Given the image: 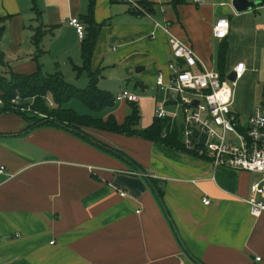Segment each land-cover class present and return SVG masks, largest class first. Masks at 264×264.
<instances>
[{
    "label": "crops",
    "instance_id": "0c3cea01",
    "mask_svg": "<svg viewBox=\"0 0 264 264\" xmlns=\"http://www.w3.org/2000/svg\"><path fill=\"white\" fill-rule=\"evenodd\" d=\"M124 1L93 0L95 22L121 17L129 31L146 38L157 27L149 16L164 19L162 7L178 6L177 18L168 22L169 31L191 46L203 64L211 63L227 75L243 62L240 80L248 70L261 69L264 74V21H258L264 5L236 12L231 0H193L195 7L181 5L184 0L176 5L171 0H134L150 6L147 15L136 14ZM89 3L40 0L38 14L29 10L27 1L23 5L21 0H0V14L6 17L0 38V77L8 78L10 72L31 74L38 67L42 72L59 71L57 58L71 47L62 37H57V43H47L54 36L50 30L55 27L57 35L70 34L81 45L82 38L68 20L77 17L85 35L82 16ZM221 16L228 18L230 30L225 39L216 40L212 27ZM39 27L45 31L44 52L35 59L31 37ZM106 27H100L94 58L116 33H106ZM161 29L166 34L160 31L158 40L148 43L157 68L166 74L165 62L172 55L169 34ZM251 33L258 40L247 52V64L232 53L234 44ZM116 40L113 37L108 43ZM111 50L115 52L116 47L111 45ZM219 51L223 52L220 58ZM47 56L54 65L43 70ZM77 66L73 69L80 74ZM97 69L101 73L104 68L92 71ZM171 102L168 108L178 114ZM260 102L263 100L252 105L243 119L241 110L233 111L244 121ZM234 103L235 99L232 106ZM1 107L0 98V134H17L27 126L20 116L1 111ZM176 116L166 118V132L179 138ZM180 125L183 128V121ZM87 132L122 151L141 168L62 128L41 126L26 134L0 135V264H197L191 256L204 264H264V212L253 216L248 202L252 197L261 199L252 193L253 185L263 184L259 173L213 167L209 156L159 141L91 128ZM136 138L139 141L133 150L119 142ZM184 138L179 140L183 143ZM203 197L209 204H203Z\"/></svg>",
    "mask_w": 264,
    "mask_h": 264
},
{
    "label": "built area",
    "instance_id": "2783aa9c",
    "mask_svg": "<svg viewBox=\"0 0 264 264\" xmlns=\"http://www.w3.org/2000/svg\"><path fill=\"white\" fill-rule=\"evenodd\" d=\"M202 2L203 0H194ZM133 11L148 14L138 2L127 0ZM68 23L73 26L80 38L84 36L83 24L77 17ZM162 27L169 34L172 59L167 66V73L159 71L156 78L157 88L164 94L158 100L154 113L157 118H173L177 112L168 107L174 101L176 109L181 107L184 123V146L200 156H209L213 167L225 166L232 169L257 172L262 176L263 184L252 186L253 195L260 196L248 200L250 212L258 216L264 212V100L254 108L246 120H242L232 109L234 88L237 80L245 70L243 62L233 68L235 79H227L226 74L216 67L206 68L197 57L191 46L172 35L167 26ZM230 30L227 17L216 19L212 27V37L223 40ZM176 97L168 98L170 95ZM185 95L181 97V95ZM116 101L135 102L138 97L128 89H123L114 96ZM13 103L16 100H12ZM52 105V102H48ZM17 106V105H16ZM24 110L23 107L20 108ZM197 128L206 135L203 145L192 135V128ZM3 167H0L2 172ZM125 196V192H120ZM207 197L202 198L203 204H209ZM52 243V242H51ZM257 257L255 260H259Z\"/></svg>",
    "mask_w": 264,
    "mask_h": 264
},
{
    "label": "rangeland",
    "instance_id": "374dc122",
    "mask_svg": "<svg viewBox=\"0 0 264 264\" xmlns=\"http://www.w3.org/2000/svg\"><path fill=\"white\" fill-rule=\"evenodd\" d=\"M29 4V10L37 11L38 6H40V0H21V4L25 5ZM134 1V0H130ZM207 3L211 2V0H206ZM38 3V6H37ZM129 6L128 2H123ZM192 6L196 5L193 3V0H184V3L181 5ZM145 12L150 14L151 8L148 6H143L139 4ZM126 6V5H125ZM180 8V7H179ZM178 6H166L162 7V11L164 13V19L158 20L153 16H149L152 21L153 26L155 27V22L160 25L168 26V22L173 23L179 14ZM48 9V6L45 7V10ZM190 15V14H188ZM41 21V19L39 20ZM259 22L264 21V14L261 15L258 19ZM102 26L106 27V33L108 31H112L114 33L110 38L107 39V48L101 47L99 53L96 54V57H92L90 62V70H95L98 66L104 68L99 75L97 88L100 90L109 92L112 96L116 95L123 89H128L135 93L138 97V100L134 103H129L127 101L118 102L113 101L112 107H106L100 110L99 112L93 113L96 117H100L102 119H107L110 115L113 118L121 123L124 121L127 115H130L132 112V106H136L138 109V113L140 116L139 122L137 124V129H144L150 126L152 123L155 113V105L158 100H162L164 98V94L157 90L156 88V78L159 73V68H157L156 63L153 61L154 51L150 47L148 42L158 40L159 32L163 31L160 26H157L156 29L150 30L148 36L146 38H140L139 33L135 30L129 31L127 26L121 17L112 18L109 21L103 20L98 23ZM159 27V28H158ZM252 31L254 29L253 24L251 23ZM53 28L54 36L47 41L49 44H53L56 42L57 37L66 38L69 43L71 49L64 52L62 55L59 54L57 58L56 68L61 71L62 76L65 81L69 82L76 88L82 89L87 88L89 85L88 73L85 70H82L80 74L76 73L73 69V65H82L81 56H80V43H76L70 34H62L63 36L57 35V29ZM169 29V28H168ZM262 27L257 26V30H261ZM164 32V31H163ZM261 32V31H260ZM117 33H121V36ZM165 33V32H164ZM170 33L174 35L171 30ZM152 34V37H151ZM166 34V33H165ZM175 36V35H174ZM118 38L113 44L116 47L115 52L111 50V45L108 43L111 38ZM178 37V36H176ZM140 38V39H139ZM179 38V37H178ZM182 40L181 38H179ZM58 40V39H57ZM258 37L255 33H251L250 36H246L245 40L240 44H234V50L232 53V57H239L243 61L248 64L247 52L252 50L253 47L257 44ZM169 41V37H168ZM59 42V41H58ZM57 43V42H56ZM55 44V43H54ZM170 46V44H169ZM231 47V46H230ZM232 48V47H231ZM243 49V50H242ZM171 52V48L169 47V53ZM171 54V53H170ZM51 57L47 56L44 58L43 70H47L49 65H54L51 62ZM169 63V59L165 62V67L167 68ZM206 68L213 67L211 63L205 64ZM137 68H140L137 71ZM161 71H163L161 69ZM264 74L262 70L257 72H252L248 70L245 76L240 80L238 79L234 88V99L235 103L232 106V109L241 110V118L246 117V113L252 105L257 104L260 100H264V91L262 92V85L264 83ZM153 88V90H151ZM264 90V89H263ZM185 95H181L183 97ZM176 97L175 95H170L168 98ZM253 98V99H252ZM16 100L15 103L12 100ZM11 104L13 106H23L25 112H31L30 105L33 103V97L31 98H23L20 95L13 96L11 99ZM261 102L258 104L260 105ZM68 107H72L79 114H91L92 112L80 101L76 99H72L66 105ZM257 107V106H256ZM178 114H176L177 122H179V138H183V128L180 125V122L183 121L181 107L178 106ZM42 116V115H41ZM88 131V129H86ZM84 131V130H83ZM85 131V132H87ZM88 133V132H87ZM137 137L130 136L128 138ZM126 140L125 142L119 141L124 147H127L131 150L136 148V144L138 145V139Z\"/></svg>",
    "mask_w": 264,
    "mask_h": 264
},
{
    "label": "trees",
    "instance_id": "16d2710c",
    "mask_svg": "<svg viewBox=\"0 0 264 264\" xmlns=\"http://www.w3.org/2000/svg\"><path fill=\"white\" fill-rule=\"evenodd\" d=\"M181 2H183V0H171L173 5ZM259 5H264V0H260ZM147 6L148 4L146 7ZM135 13L141 14L137 12ZM82 19L84 23H86L87 28L80 45L82 65L77 66L76 69L79 73L82 70H85L88 73V87L82 89L76 88L64 80L60 71L42 72L39 67L31 74L10 72L8 78L0 77V98L2 99L1 111L13 112L27 123V126L17 134L0 135L26 134L41 126L62 128L81 136L104 151L127 160L139 169L141 168L140 165L128 155L99 142L93 136L85 132V129L91 128L128 136L134 135L153 141H159L174 148L187 150L175 133L166 132V119L155 117L150 126L144 129H137L140 116L136 106H132L131 114L127 115L121 123L117 122L112 115L105 120L96 117L93 114H79L72 107L66 106L69 101L76 99L83 103L92 113H96L103 108L112 107L114 101V96L109 92L97 88V82L100 75L99 69L95 72L90 70L93 50L101 27V24H97L93 18V0H90L89 10L82 16ZM5 20L6 17L0 14V38L4 31ZM51 31L52 30H50V32ZM44 34L45 31L39 27L31 37L36 48L35 59H38L44 52L42 48ZM222 55L223 52L219 51V58ZM0 62L3 63L2 52H0ZM218 70L221 74L224 73L221 69ZM16 95H20L23 98L33 97V103L30 105L31 112L21 110L20 108L23 106H13L11 104V99ZM49 100L52 102L51 106L48 103ZM158 194L159 197H161L159 190ZM191 258L197 264H204L192 256Z\"/></svg>",
    "mask_w": 264,
    "mask_h": 264
},
{
    "label": "water",
    "instance_id": "95a60500",
    "mask_svg": "<svg viewBox=\"0 0 264 264\" xmlns=\"http://www.w3.org/2000/svg\"><path fill=\"white\" fill-rule=\"evenodd\" d=\"M260 0H231V5L236 12H242L251 10L255 6L259 5ZM227 79L233 81L235 79V72L230 71L226 75ZM192 135L198 139V144L203 145L206 139V135L201 133L197 128H192ZM142 172V171H141ZM179 239V238H178Z\"/></svg>",
    "mask_w": 264,
    "mask_h": 264
}]
</instances>
